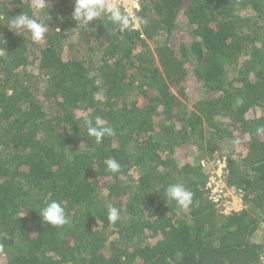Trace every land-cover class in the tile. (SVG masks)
Here are the masks:
<instances>
[{"label": "trees", "instance_id": "obj_1", "mask_svg": "<svg viewBox=\"0 0 264 264\" xmlns=\"http://www.w3.org/2000/svg\"><path fill=\"white\" fill-rule=\"evenodd\" d=\"M50 2L0 0V264L254 263L264 248V0H139L124 31L103 15L77 24L75 0ZM22 12L49 25L40 42L8 27ZM86 116L115 134L97 143ZM193 149L226 157L243 209L223 214L208 198V169L178 162ZM174 183L192 192L187 208L165 201ZM51 200L66 211L62 227L39 215Z\"/></svg>", "mask_w": 264, "mask_h": 264}, {"label": "clouds", "instance_id": "obj_2", "mask_svg": "<svg viewBox=\"0 0 264 264\" xmlns=\"http://www.w3.org/2000/svg\"><path fill=\"white\" fill-rule=\"evenodd\" d=\"M50 0H33V6L36 9L42 10L47 7ZM105 16L112 23L115 30L124 31L129 29L135 21L130 20L129 14L122 11L118 3L105 2V0H75L74 12L72 19L78 24H83L86 27L89 22L98 20L101 16ZM146 23V21H139ZM15 33L21 30H27L31 33L33 42H40L44 39L45 33L48 31L49 25L30 16L27 12L12 18L8 26ZM3 50H0V55H3ZM84 124L87 128L88 137H94L97 143L102 142L105 135L112 136L115 134L114 129L106 126L104 120L96 116L85 117ZM257 134L264 132V127L256 129ZM108 171L116 173L120 171L121 165L115 158H109L106 161ZM165 201L169 204L175 202L180 208H187L192 202V192L185 188L180 183L170 184L165 189ZM120 209L115 206H108V220L115 223L119 219ZM39 215L45 224L52 227H62L68 223L66 211L62 204L56 200H51L39 210Z\"/></svg>", "mask_w": 264, "mask_h": 264}, {"label": "built area", "instance_id": "obj_3", "mask_svg": "<svg viewBox=\"0 0 264 264\" xmlns=\"http://www.w3.org/2000/svg\"><path fill=\"white\" fill-rule=\"evenodd\" d=\"M105 2H115L121 10L128 13L129 17L135 21V13L139 9V0H105ZM198 163L208 169L206 190L208 198L217 206L223 214L238 212L244 208V193L240 188L229 187L226 183V157L219 155L215 158H201ZM264 229V220L261 222ZM252 264H264V248L258 255L257 260Z\"/></svg>", "mask_w": 264, "mask_h": 264}, {"label": "rangeland", "instance_id": "obj_4", "mask_svg": "<svg viewBox=\"0 0 264 264\" xmlns=\"http://www.w3.org/2000/svg\"><path fill=\"white\" fill-rule=\"evenodd\" d=\"M197 89V91H196V96H199L201 93H202V89L200 88V87H197L196 88ZM227 151V146L225 145V144H223V145H221V148H220V150H218V154H220L219 152H221V153H225ZM189 152V153H188ZM188 153V154H187ZM187 154V155H186ZM201 154V152H198V151H196V150H191V151H186V152H182L181 154H180V157L178 158V162L179 163H182V162H184V160H188V159H190V160H193L194 162H198V159H199V155ZM261 225V224H260ZM263 230V233H264V229H262Z\"/></svg>", "mask_w": 264, "mask_h": 264}]
</instances>
